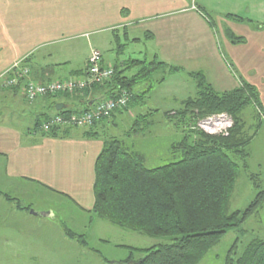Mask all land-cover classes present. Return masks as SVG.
<instances>
[{"label":"crops","instance_id":"0c3cea01","mask_svg":"<svg viewBox=\"0 0 264 264\" xmlns=\"http://www.w3.org/2000/svg\"><path fill=\"white\" fill-rule=\"evenodd\" d=\"M229 33L243 41L232 42ZM130 43L144 47L131 48ZM91 48L101 52L103 65L125 76L132 68L127 67V50L182 70L162 73L164 79L153 81L144 102L138 98L98 121L95 136L75 128L52 136L41 130V123L57 114V104L81 111L84 101L92 105L102 92L28 100L22 85H0V229L14 227V221L51 218L50 208L32 205L35 194L41 199L54 193L92 213L94 164L107 123L116 127L134 117V106L140 110L147 102L154 113L180 108L196 93L187 72L201 71L217 92L233 90L241 81L254 86L264 112V0H0V74L18 61L37 83L77 76ZM234 191H241L237 181Z\"/></svg>","mask_w":264,"mask_h":264},{"label":"trees","instance_id":"16d2710c","mask_svg":"<svg viewBox=\"0 0 264 264\" xmlns=\"http://www.w3.org/2000/svg\"><path fill=\"white\" fill-rule=\"evenodd\" d=\"M229 36L232 42L243 41L242 37L230 33ZM135 65L138 70L130 76L122 75V70L113 67L110 80L79 92L58 95L79 98L93 90L102 92L101 98H113L125 91L129 95L128 102L117 110H126L138 98L144 102L154 84L155 72L161 70L168 74L182 70L156 58L127 62L128 68ZM84 70L75 75H82ZM187 74L195 82L196 93L183 100L180 108L167 114L174 126L181 130V140L173 147L181 150L180 159L147 168L140 152L130 149L114 136L106 137L95 159L92 214L122 229L149 237L170 238L168 243L144 249L127 247L130 252L143 253L135 264H197L227 231L234 229L240 234L246 233L244 222L264 205V189L258 182L259 175L249 174L248 179L256 190L253 199L244 210L231 211L229 208L240 168H247L250 155L248 146L252 135L246 134L242 111L248 106L254 109L258 123L253 133L256 134L264 124L257 90L241 81L233 90L217 92L201 71ZM163 79L164 75L159 81ZM144 82H148L146 89L137 91L136 86ZM83 105L82 110L88 108L89 100ZM74 112L78 110L73 107L57 111L62 115ZM215 113H226L232 118L228 135L207 134L189 128L197 119ZM97 122L84 128L85 136L99 135L94 126ZM73 128L78 127L53 126L43 132L58 136ZM65 234L69 238L81 236L68 228H65ZM237 242L236 238L228 249L224 264H264V238H251L240 252L237 251Z\"/></svg>","mask_w":264,"mask_h":264},{"label":"rangeland","instance_id":"374dc122","mask_svg":"<svg viewBox=\"0 0 264 264\" xmlns=\"http://www.w3.org/2000/svg\"><path fill=\"white\" fill-rule=\"evenodd\" d=\"M129 45L131 48L144 47L143 43ZM87 48L88 44L84 40L82 52L85 53ZM108 54L106 53V56H109ZM125 54L126 58L145 60L142 56L129 54V50ZM77 62L81 63V61ZM19 65L21 66V63ZM137 70V65L132 66L130 75L135 74ZM162 73L158 70L153 74V79L161 77ZM5 77L0 78V85L3 88H13L1 84L6 81ZM143 89L146 87L143 86ZM139 108L134 106V117L118 123L116 127L108 122L104 131L106 136H115L130 149L140 152L145 158L147 168L180 159L181 150L173 147L181 140V130L177 129L174 121L168 117L173 111L154 113L155 108L152 102H147L140 110ZM241 116L245 121L246 134L252 135L248 146L250 168L248 170L240 168V175L236 181L241 191L233 190L229 206L231 211L244 210L254 197L256 190L248 179L249 174L259 175L258 182L264 189V128L258 129L259 132L256 135L255 132L253 133L258 120L252 106L246 107ZM261 118L264 123L263 114ZM75 129L81 131L84 128ZM32 198L33 206L48 207L53 211V216L44 220L35 218V220L19 224L14 221L11 224L14 227L11 228L3 225L0 229V264H135L143 253L130 252L127 247L144 249L170 242V238L166 236L149 237L139 232L122 229L106 219L84 212L67 198L59 199L54 193L45 194L41 199L38 194H35ZM261 209L259 214L250 216L244 222L243 227L246 233L240 234L234 229L227 231L220 242L210 248L197 264H224L228 249L236 238L238 252L251 238L256 236L264 238V205ZM64 228L81 236L69 238L64 233ZM8 232L10 233L7 234Z\"/></svg>","mask_w":264,"mask_h":264},{"label":"built area","instance_id":"2783aa9c","mask_svg":"<svg viewBox=\"0 0 264 264\" xmlns=\"http://www.w3.org/2000/svg\"><path fill=\"white\" fill-rule=\"evenodd\" d=\"M29 69L15 62L11 67L0 74L6 81L1 83L5 87L18 86L24 77H28ZM113 67L103 65L102 54L97 49L91 48L87 57L86 67L82 75L72 76L66 79H53L45 83H37L31 79H23L24 95L28 100H34L40 96H53L63 92H79L91 87L93 84L104 83L111 79ZM25 80V81H24ZM129 95L122 91L113 98H100L88 108L70 113L68 115L55 114L50 116L41 125L42 131H48L53 126H71L88 128L94 122L109 117L117 109L126 106ZM232 118L226 113H215L199 118L189 127L191 130H199L207 134H219L226 136L232 127Z\"/></svg>","mask_w":264,"mask_h":264},{"label":"water","instance_id":"95a60500","mask_svg":"<svg viewBox=\"0 0 264 264\" xmlns=\"http://www.w3.org/2000/svg\"><path fill=\"white\" fill-rule=\"evenodd\" d=\"M62 107H63V105H61V104H57V105L55 106V108L58 109V110H60Z\"/></svg>","mask_w":264,"mask_h":264}]
</instances>
